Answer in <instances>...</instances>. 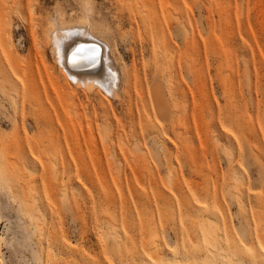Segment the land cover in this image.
I'll return each instance as SVG.
<instances>
[{
  "label": "rangeland",
  "instance_id": "374dc122",
  "mask_svg": "<svg viewBox=\"0 0 264 264\" xmlns=\"http://www.w3.org/2000/svg\"><path fill=\"white\" fill-rule=\"evenodd\" d=\"M91 1L125 67L122 100L88 101L57 70L44 28L79 0H0V37L18 49L0 38V144L14 143L0 151V264H264V0ZM63 86L74 113L97 115L93 135L72 128Z\"/></svg>",
  "mask_w": 264,
  "mask_h": 264
},
{
  "label": "bare ground",
  "instance_id": "6f19581e",
  "mask_svg": "<svg viewBox=\"0 0 264 264\" xmlns=\"http://www.w3.org/2000/svg\"><path fill=\"white\" fill-rule=\"evenodd\" d=\"M24 2V1H23ZM30 3V2H29ZM168 3V2H167ZM170 3V2H169ZM33 4V3H32ZM25 5V4H24ZM33 6V5H31ZM166 6V5H165ZM30 7V6H29ZM36 7V6H35ZM27 8V6L25 7ZM32 7H30L29 11L31 10ZM170 9V8H169ZM79 10H80V13L77 17L75 18H71L69 20L65 19V14H64V11L59 7L57 6L54 10V12L48 17V22L47 25L45 26L46 28H44V34H45V38H46V42L49 44V50L51 51V53L53 54V57H54V60L56 62V67H57V70H59V72L62 74V76L67 80V87L69 88H72L73 91L74 89L76 90L77 88H80V89H83L84 91H88L85 95L87 96V100L88 98L90 97L89 94H93V92L95 93H98V94H102L104 95L105 97H113V98H117V100H122L123 98V94H122V89H121V82L124 80V76H125V67L124 65L122 66L120 63H119V58L116 56V53H115V48H114V44L112 43V41L110 40V38L108 36H106L102 31H100L97 27H96V24H95V21H94V18H93V13H94V6H93V3L91 0H79ZM28 11V12H29ZM32 11V10H31ZM168 11V9H167ZM171 11V10H170ZM5 12V11H4ZM27 12V10H26ZM166 12V11H165ZM169 13V12H168ZM167 13V16L165 15V17H173L172 20H176V26L174 27L175 28V31L177 34H181L182 36H184L186 38L187 36V32H188V29L186 28V23L183 22V19L184 15H172L173 12L171 11V16H169ZM14 14V13H13ZM2 15V14H1ZM11 15V14H10ZM28 16V15H27ZM21 17V16H20ZM6 19V18H5ZM25 19V18H24ZM170 19V18H168ZM20 20V19H18ZM171 19L168 21L169 23H171L172 21ZM174 20V21H175ZM21 21V20H20ZM185 21V20H184ZM174 22H172V25H173ZM187 30V31H186ZM10 31V30H8ZM5 32V31H4ZM3 34H8L5 32ZM2 33V32H1ZM2 34V36H3ZM11 34V33H10ZM10 34L7 36V38H10V40H7L6 41V38L5 37H0L2 38V40L4 41L5 40V43H4V51L5 53L9 56V57H12L14 59H17L16 56L14 55V53H17L18 52V49H11V47H13V42L11 41V36ZM1 35V34H0ZM10 36V37H9ZM5 38V39H4ZM33 38V37H32ZM188 38V37H187ZM1 41V40H0ZM2 44V43H1ZM37 44V43H36ZM3 45V44H2ZM33 45V43L31 44ZM80 46H83L82 50L77 52L76 49ZM93 47L95 49V51L97 52V55H96V58H95V62L93 63L90 59L91 55H92V50H93ZM2 49V47H1ZM32 50V49H31ZM34 50V51H33ZM33 50L31 51V53L35 52V54H37L36 56H38L40 58V60L43 61L42 59V56L39 54V51L38 49L36 48L35 46V49L33 48ZM2 53V52H1ZM32 55V54H31ZM1 56V55H0ZM5 58H3L2 60H4ZM8 59V58H7ZM16 61V60H15ZM35 62V61H34ZM5 63V61H4ZM54 63V62H53ZM43 64H44V61H43ZM35 65V64H34ZM45 65V64H44ZM6 66V65H5ZM8 66V65H7ZM6 66V67H7ZM2 67V66H1ZM13 68H15L13 66ZM22 68V66H21ZM43 68V66H42ZM3 70V68H1ZM1 70V71H2ZM9 70V69H8ZM23 70V69H22ZM25 70V68H24ZM10 71V70H9ZM21 71V69H20ZM26 71V70H25ZM24 71V73H26ZM44 71V70H43ZM45 72L47 73V75L49 76V78L52 80L51 82L56 84L58 83L57 80H55V78L50 74L48 73L46 67H45ZM12 72H10L11 74ZM22 73V72H20ZM44 73V72H43ZM4 75V74H3ZM23 75V74H22ZM160 75V74H159ZM1 76V75H0ZM9 76V75H8ZM46 76V75H45ZM158 76V74H157ZM4 76H2L3 78ZM16 77V76H15ZM14 79H17L15 78ZM38 78L37 81H39V77L38 75L36 76ZM162 77V76H160ZM159 77V79H160ZM10 78V76H9ZM13 78V77H12ZM46 78V77H45ZM47 79V78H46ZM158 79V78H157ZM11 81V79H9ZM9 81V82H10ZM19 80L17 79V82ZM48 81V79H47ZM161 81V80H160ZM159 81V82H160ZM20 82V81H19ZM18 82V84H19ZM50 82V83H51ZM33 83V82H32ZM40 85V81L38 82ZM156 82H152L150 85H149V97H150V104H151V107L153 109V111L155 112V115H157L159 118L161 119H165V116H166V112H167V109H166V106H164L163 104V101L161 99V90H160V86L159 84H155ZM21 87L22 84H20ZM53 85V84H51ZM164 85V84H163ZM12 86V85H11ZM55 86V85H54ZM75 86V87H74ZM20 87V88H21ZM41 87V86H40ZM56 87V86H55ZM166 87V86H165ZM164 87V88H165ZM4 88H6V86L0 88V90L2 92H4ZM26 88V87H25ZM34 88V87H32ZM123 88V87H122ZM28 89V88H27ZM43 89V88H41ZM62 89H64V86L62 87ZM67 89V88H66ZM64 89V91H59L63 96L64 98L68 101V106H69V109L67 111L68 113V119L69 121L72 123H69L68 126H70V124L72 125V128L74 127V124H76L75 126H84V128L82 129L83 132L81 131V133H84V132H87L89 135H93V132H92V127L90 124V122L92 121L93 118H96L97 115H95L94 117H91L89 113H85L83 111H75L74 113V94H71L69 92V90H66ZM167 89V88H166ZM172 89V87L170 88ZM175 89V88H173ZM172 89V90H173ZM22 88L20 89V92H21ZM26 90V89H25ZM57 90V88H56ZM171 90V92H172ZM176 90V89H175ZM174 90V91H175ZM41 91V90H40ZM83 91V92H84ZM169 91V89H168ZM6 92V91H5ZM4 92V93H5ZM25 92V91H24ZM30 91L28 90V93ZM42 92V91H41ZM165 92V91H164ZM179 92V91H178ZM36 93V92H35ZM38 93V92H37ZM42 93H45L44 91ZM74 93V92H73ZM169 92H167L168 94ZM177 93V91H176ZM180 93V92H179ZM7 94V97H12L14 96V93L12 95H10L11 93H6ZM169 94H172V93H169ZM184 94V93H183ZM33 95V93H32ZM37 95V94H35ZM48 95V93H47ZM58 95V94H57ZM56 95V97H57ZM177 95V94H176ZM180 95V94H179ZM60 96V95H59ZM103 96V97H104ZM172 97V95H169ZM181 96V95H180ZM184 96V95H183ZM6 97V96H5ZM8 98L9 100L10 99H14L15 97L13 98ZM30 97V95H29ZM38 97V96H37ZM35 97V100L36 98ZM166 97V96H165ZM178 97V96H177ZM176 97V98H177ZM3 97H0V113L2 114V116L5 114V110H4V107L5 106V103L4 101L2 100ZM21 98V97H20ZM168 98V97H166ZM181 97H178V99H180ZM187 98V97H186ZM28 99V97H27ZM34 99V98H33ZM40 99V98H39ZM62 99V98H61ZM183 99V97H182ZM181 99V100H182ZM29 100H31L29 98ZM185 100V99H184ZM183 100V101H184ZM14 102H16V100H13ZM32 101V100H31ZM40 101V100H38ZM89 101V100H88ZM86 101V102H88ZM11 102V100H10ZM36 102V101H35ZM58 102V100H57ZM61 102V101H60ZM165 102V101H164ZM168 104L170 103L169 101H167ZM186 103V101H184ZM87 104V103H86ZM63 105V104H62ZM199 105V104H198ZM14 106V105H13ZM20 106V105H19ZM35 106V105H34ZM57 106H60L59 105V102H58V105ZM9 107V106H8ZM51 107V106H50ZM67 107V106H66ZM185 107H186V104H185ZM41 108V107H40ZM58 108V107H57ZM68 108V107H67ZM66 108V110H67ZM20 109V108H19ZM56 109V107H55ZM53 110V109H52ZM58 110H60V108H58ZM86 110V109H84ZM7 111V110H6ZM22 111V110H21ZM55 111V110H54ZM16 112H17V109H16ZM19 112V110H18ZM59 112V111H58ZM20 113V112H19ZM56 113H57V110H56ZM62 112H60L59 114H61ZM173 113V112H172ZM16 114V113H14ZM58 114V113H57ZM63 114V113H62ZM89 115V116H88ZM5 117V116H3ZM12 118H16L18 119V117H16L15 115L14 116H10ZM12 118L10 120H12ZM171 118V117H169ZM4 119H7V118H4ZM60 119H62L61 121H64L63 120V115H62V118H59V121ZM186 119V117L184 118ZM8 120V119H7ZM15 120V119H14ZM20 120V119H19ZM18 120V121H19ZM17 121V122H18ZM24 121V120H23ZM60 121V122H61ZM10 122V121H9ZM13 122V121H12ZM58 122V121H57ZM15 123V122H13ZM51 123V122H50ZM64 123V122H63ZM12 124V123H11ZM16 124V123H15ZM59 122H58V127L59 126ZM84 124V125H83ZM13 125V124H12ZM19 125V123L17 124ZM22 125V123H21ZM19 125V127L21 126ZM24 128V123L22 125ZM21 126V128H22ZM52 126V125H51ZM77 126V127H78ZM47 127H50V124L49 126L47 125ZM62 127H64V124L62 125ZM23 128V129H24ZM66 128V126L64 127ZM71 128V127H70ZM19 128L17 127V130ZM26 129V128H25ZM48 129V128H47ZM50 129V128H49ZM56 129V128H55ZM63 129V128H62ZM69 129V128H68ZM79 129V128H78ZM77 129V130H78ZM53 130V129H52ZM61 130V129H60ZM66 130V129H65ZM71 130V129H70ZM69 130V131H70ZM76 130V129H75ZM27 131V130H26ZM18 131H16L17 133ZM51 132V130H50ZM62 132V131H61ZM65 132V131H64ZM67 132V131H66ZM72 132V130L70 131ZM77 132V131H76ZM42 133V132H41ZM57 133V132H56ZM18 134V133H17ZM59 134V133H58ZM68 135V140H67V143L69 145V137H71L68 132L66 133ZM72 135H74L73 133H71ZM62 135V134H61ZM78 135V134H77ZM25 136V135H24ZM58 136V135H57ZM60 136V135H59ZM58 136V137H59ZM66 136V135H65ZM8 137V136H7ZM18 136H15V138L17 139ZM52 137V135H51ZM0 138H3V135L0 134ZM13 138V137H12ZM63 138V137H62ZM106 137H104L105 139ZM20 138L18 137V140ZM44 139V138H43ZM55 139V138H54ZM59 139V138H58ZM21 140V142H20ZM19 142L17 143H23L22 142V139H20ZM25 140V138H24ZM40 140V139H39ZM42 140V139H41ZM66 140V139H65ZM43 141V140H42ZM47 141V140H46ZM59 141V140H57ZM71 141H74V138L73 140L71 139ZM14 142V141H12ZM1 143V141H0ZM10 143H11V139H10ZM16 143V144H17ZM25 143V142H24ZM42 143H45V142H41L39 145H41ZM47 143V142H46ZM45 143V144H46ZM51 143V141H50ZM65 143V142H64ZM9 144V143H8ZM7 144V145H8ZM12 144V143H11ZM9 144V145H11ZM14 144V143H13ZM12 144V145H13ZM44 144V145H45ZM48 144V143H47ZM66 144V143H65ZM72 144V143H71ZM6 145V144H5ZM8 145V146H9ZM9 146V147H12ZM38 145V146H39ZM7 146V148H8ZM16 148L13 149V151H21V147L19 146H16L14 145ZM13 146V147H14ZM29 146V145H28ZM43 147V144L41 145ZM26 147V146H24ZM23 147V148H24ZM31 147V146H29ZM45 147V146H44ZM53 147V146H52ZM5 148L4 144L1 145L0 144V151L3 150ZM5 148V149H7ZM47 148V145L45 147V149ZM50 148V147H49ZM139 147L138 145L136 144L134 146V150H137ZM4 149V150H5ZM10 149V148H9ZM25 149V148H24ZM44 149V150H45ZM60 149V148H59ZM67 149V148H66ZM26 150V149H25ZM31 150V148H30ZM40 151L43 150L42 148L39 149ZM48 150V149H47ZM45 150V151H47ZM51 150V149H50ZM74 150V149H73ZM163 150L164 151H168V147L167 145L164 144V147H163ZM181 150L182 151H186V149H184L183 147H181ZM22 151H24L22 149ZM26 151H29L28 149ZM53 151V150H52ZM57 151V150H56ZM60 151V150H59ZM198 151V150H197ZM170 153V152H169ZM171 154V153H170ZM14 162V161H13ZM9 163H12V162H9ZM8 163V164H9ZM14 164V163H13ZM12 164V165H13ZM10 165V164H9ZM57 177V175H56ZM0 184H1V181H0ZM63 199V198H62ZM70 206V205H69ZM207 230V229H206ZM3 244V237L0 236V252H1V246ZM156 251V250H155ZM155 256V255H154ZM154 258V257H153ZM156 259V258H155ZM156 261V260H155ZM158 261V260H157Z\"/></svg>",
  "mask_w": 264,
  "mask_h": 264
},
{
  "label": "snow or ice",
  "instance_id": "6c2138e0",
  "mask_svg": "<svg viewBox=\"0 0 264 264\" xmlns=\"http://www.w3.org/2000/svg\"><path fill=\"white\" fill-rule=\"evenodd\" d=\"M83 48V46H80L76 49L77 52L81 51ZM96 55H97V52L95 51L94 47H93V50H92V55L90 57L91 61L94 63L95 62V58H96Z\"/></svg>",
  "mask_w": 264,
  "mask_h": 264
}]
</instances>
